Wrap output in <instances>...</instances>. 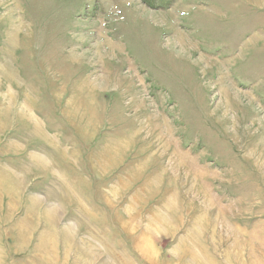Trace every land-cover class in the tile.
I'll list each match as a JSON object with an SVG mask.
<instances>
[{
  "label": "rangeland",
  "instance_id": "1",
  "mask_svg": "<svg viewBox=\"0 0 264 264\" xmlns=\"http://www.w3.org/2000/svg\"><path fill=\"white\" fill-rule=\"evenodd\" d=\"M0 264H264V0H0Z\"/></svg>",
  "mask_w": 264,
  "mask_h": 264
},
{
  "label": "bare ground",
  "instance_id": "2",
  "mask_svg": "<svg viewBox=\"0 0 264 264\" xmlns=\"http://www.w3.org/2000/svg\"><path fill=\"white\" fill-rule=\"evenodd\" d=\"M191 163H192V161H189L188 164H191ZM191 167H193L192 169H193L194 171L197 170V168L194 166L193 163L191 164ZM197 173H198V172H197ZM154 177H155V176H154ZM207 194H208V196L206 197L207 200H205V201H206V202H210V201H212V199L210 198V195H209L208 191L206 190V191H205V195H207Z\"/></svg>",
  "mask_w": 264,
  "mask_h": 264
}]
</instances>
